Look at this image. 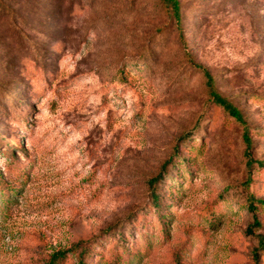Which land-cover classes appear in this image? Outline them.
<instances>
[{
	"label": "rangeland",
	"instance_id": "rangeland-1",
	"mask_svg": "<svg viewBox=\"0 0 264 264\" xmlns=\"http://www.w3.org/2000/svg\"><path fill=\"white\" fill-rule=\"evenodd\" d=\"M179 1L0 0V264H257L264 0Z\"/></svg>",
	"mask_w": 264,
	"mask_h": 264
},
{
	"label": "trees",
	"instance_id": "trees-1",
	"mask_svg": "<svg viewBox=\"0 0 264 264\" xmlns=\"http://www.w3.org/2000/svg\"><path fill=\"white\" fill-rule=\"evenodd\" d=\"M162 7L166 10L167 15H168V19L170 21L171 24L175 25L176 31L178 33L179 36V40L180 43L183 45V47L186 49L187 45L186 42L183 38V21H182V6L179 0H157ZM186 56L188 58H190L189 54H186ZM194 69L202 72L204 78H205V85L207 88V93H208V97L210 100V103L216 105L217 107H219L221 110H223V112L230 118L233 119L234 121H236L240 126H242L243 128V140L246 146L245 149V153H244V157L247 160L246 162V168L249 170V172L253 169L254 165H258L260 166L261 163H258L256 161H254L251 150L253 148L252 146V141H251V137L250 134L248 132V127L246 125V122L244 120L243 115L240 113V111L231 103L229 102L226 98L222 97L216 88V84H215V80L212 77V75L204 70L201 69L200 67H198L197 65H192ZM192 136V133H188L185 134L181 137L180 142L184 143L186 141H188L190 139V137ZM175 152V156L178 155L179 152V148L178 146L175 147L174 149ZM168 164H165L163 167V170H166ZM162 175V174H160ZM160 175L158 178L152 180L150 182V185L153 189V191L156 189L157 185L159 184V180H160ZM1 182L0 185L3 183V177H1ZM5 184V183H4ZM0 190H5L0 186ZM9 195V194H8ZM157 197L154 198V201H157ZM255 204H264L263 202L260 201H256L255 198L253 196H251L250 198V203L248 204V211L251 213H255L258 209L255 207ZM254 223L253 225L249 228V234L252 235L253 231L255 228H259L260 227V221L258 220V218L256 216H254ZM258 239V252H256L257 254H255L254 256V260L257 264H259V253L260 252H264V236L262 235H258L257 236ZM91 242H87V243H79L78 245H76L75 247H73L72 249H70L69 253H65V252H58L57 254H55L52 258L51 261L49 262V264H59L60 262L64 261L67 258V255H71V254H76L78 255V264H87L86 263V259L90 258L92 255V248ZM88 245L90 247H88ZM120 258H118L117 261H119Z\"/></svg>",
	"mask_w": 264,
	"mask_h": 264
}]
</instances>
